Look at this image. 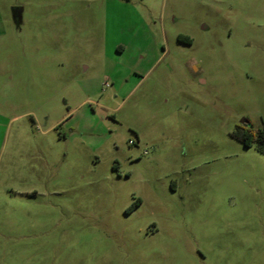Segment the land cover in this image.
<instances>
[{
  "label": "rangeland",
  "instance_id": "rangeland-1",
  "mask_svg": "<svg viewBox=\"0 0 264 264\" xmlns=\"http://www.w3.org/2000/svg\"><path fill=\"white\" fill-rule=\"evenodd\" d=\"M244 118L264 0H0V264H264Z\"/></svg>",
  "mask_w": 264,
  "mask_h": 264
},
{
  "label": "trees",
  "instance_id": "trees-1",
  "mask_svg": "<svg viewBox=\"0 0 264 264\" xmlns=\"http://www.w3.org/2000/svg\"><path fill=\"white\" fill-rule=\"evenodd\" d=\"M178 39L181 42H185V43L190 42V38L185 37V36H179ZM255 132H256L255 138H256V140L258 139V142H259L257 148L260 152H262L264 154V130H256ZM231 136L235 140L244 144L246 147H251L252 143L255 142L251 135H243V134L239 133L238 131H233L231 133ZM139 203H140V201H138L132 207H136Z\"/></svg>",
  "mask_w": 264,
  "mask_h": 264
},
{
  "label": "flooded vegetation",
  "instance_id": "flooded-vegetation-1",
  "mask_svg": "<svg viewBox=\"0 0 264 264\" xmlns=\"http://www.w3.org/2000/svg\"><path fill=\"white\" fill-rule=\"evenodd\" d=\"M179 36H184V35H178L177 36V40L179 41V42H181L179 39H178V37ZM185 37H187V36H185ZM182 43H185V42H182ZM185 44H188V45H191L192 44V40L190 39V42H188V43H185ZM256 130H262V129H253L252 128V123H251V121L248 119V118H244L242 121H241V123L239 124V125H237V127H236V130L235 131H238L239 133H241V134H243V135H251L252 136V138L254 139V143H252V145H256V146H258V144H259V142H258V139L256 140ZM244 145V144H243ZM245 146V145H244ZM246 147V146H245ZM252 147V146H251ZM248 148H250V147H248Z\"/></svg>",
  "mask_w": 264,
  "mask_h": 264
},
{
  "label": "built area",
  "instance_id": "built-area-1",
  "mask_svg": "<svg viewBox=\"0 0 264 264\" xmlns=\"http://www.w3.org/2000/svg\"><path fill=\"white\" fill-rule=\"evenodd\" d=\"M105 86L107 87L108 86V83H106Z\"/></svg>",
  "mask_w": 264,
  "mask_h": 264
}]
</instances>
